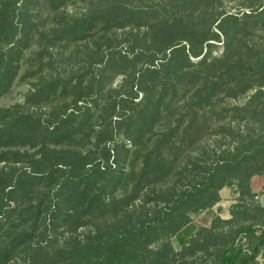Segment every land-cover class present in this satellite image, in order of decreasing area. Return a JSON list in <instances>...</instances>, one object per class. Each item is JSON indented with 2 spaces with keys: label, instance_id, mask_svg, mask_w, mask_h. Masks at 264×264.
<instances>
[{
  "label": "trees",
  "instance_id": "1",
  "mask_svg": "<svg viewBox=\"0 0 264 264\" xmlns=\"http://www.w3.org/2000/svg\"><path fill=\"white\" fill-rule=\"evenodd\" d=\"M71 1L0 0V96L11 89L20 72L37 35L35 21L41 11L64 13ZM249 9L242 15L223 13L216 19L217 32L205 21L191 25L183 16L155 23L147 53L132 60L112 53L105 61L100 83L130 72L136 87L137 93L126 98L121 111L115 103L108 112V119L116 123L128 121L132 145L119 147L128 154L129 165L128 159L119 164V155L118 165L109 164L111 149H103L104 160L81 151L95 130L93 108L99 104L87 99L96 94L95 80L84 87L82 81L52 77L38 87L27 98L35 105L40 104L35 101L39 97L49 104L53 96L73 95L68 104L54 107L46 120L18 113L20 107L0 110V165L6 163L0 166V264L17 259L23 264H129L126 255L132 246L148 248L167 236L178 238L191 221L187 211L213 208L221 201L223 188L236 183L241 196L251 194V180L264 175V50L262 44L248 40L264 39V2ZM149 14L115 5L93 6L73 17L68 27L52 30L50 42H78L94 30L109 33L134 20L143 26L149 23ZM210 41L223 42L220 56H212ZM143 59L145 67L137 69ZM182 89L187 94L194 90L193 96L185 93L179 98ZM250 92L244 105L226 103ZM182 100L187 101L179 110ZM234 122L247 128L263 126L257 133L247 131L248 138L233 151L205 152L207 156L198 161L204 165L193 170L201 180L199 190L175 198L172 181L180 176L190 148L205 136L226 130L239 136L231 126ZM42 183L48 189L41 196ZM151 194L157 195L158 206L163 202L166 207L149 208ZM150 213L156 214L155 219L147 217ZM89 225L100 232L86 239L78 232Z\"/></svg>",
  "mask_w": 264,
  "mask_h": 264
},
{
  "label": "rangeland",
  "instance_id": "2",
  "mask_svg": "<svg viewBox=\"0 0 264 264\" xmlns=\"http://www.w3.org/2000/svg\"><path fill=\"white\" fill-rule=\"evenodd\" d=\"M262 2L264 1L72 0L68 7L62 9L64 13H53L50 8L43 9L39 19L35 21L38 25L37 35L35 40L32 41L31 49L24 54L20 72L11 89L0 96V110H12L15 107H20L18 113L21 111L29 112L46 120L54 107L68 104L72 101L73 95L69 94L66 97L53 96L49 104L44 101V98L39 97L35 101L40 104L35 105L27 98L38 87L45 85L52 77L54 79H69L72 83L82 81L84 87L93 84L95 80L96 94L91 98H87L88 101L93 98L99 104L98 107L93 108L94 117L92 122L95 130L91 133V137L86 140V146L81 151L84 153L91 152L94 157L104 160L105 156L103 154L105 155L106 152L103 149H111L109 164L116 162L115 159L118 155L120 156L119 164H126L125 160L128 159V154L119 146L127 144L128 147H131L132 145L127 138L128 121L116 123L115 119L113 121L110 118L108 119V112L112 111V106L115 103L118 104V111H121L125 106L123 102L126 98L134 96L137 92H135L136 87L133 85L132 77L129 75L130 72L117 76L111 75L104 82L102 81L103 83H100L103 79L105 61L109 56L113 53L116 57H120L119 54H121L132 60L134 55H138L142 51H144V54L147 53L154 37L153 32L155 29L152 31L151 26L155 23L158 24L183 16L184 20L190 22L191 25H199L205 21L211 25L212 31L217 32L218 22H216V19L223 13L242 15L244 12H249V7L256 8ZM110 5L129 8L136 12L147 10L150 12L149 23L146 22L143 26H138V22L134 20L130 26L124 29H115L109 33H100L98 30H94L92 33L86 34L84 40L78 42H73V40L58 42L57 44L50 42L52 30L68 27L73 17L87 13L90 7L93 6L101 8ZM221 41H224L223 36H221ZM248 42L252 45L262 44L264 50L263 37H250ZM210 43L213 45L212 56H220L224 51L223 42L210 41ZM108 44L111 47L106 46ZM44 45L50 46L49 51L41 49ZM144 63V59L143 62H138L136 64L137 69L144 68ZM129 65L130 63H128ZM179 93V98L184 97L185 93L187 97L191 98L194 90L187 94L182 89L179 90ZM252 94L253 92H250L238 100H231L226 103L244 105ZM140 99L141 95L138 101ZM187 100L181 101V104L178 105L179 110ZM226 123L227 121L224 122V125ZM231 126L235 132L239 133V136L226 130L224 134H214L211 138L205 136V140L201 144L190 148L189 157L181 164L180 176L172 181V187L174 188L172 192L177 195L175 198L189 193L193 194L199 190L197 183L201 180L193 170L197 169L199 164L204 165V162L198 163V161L207 156L205 152L216 151L217 154H220V152L227 149L233 151V148L240 141L248 138L245 136L247 131L257 133L263 125L257 124L247 128L244 123L240 125L238 122H234ZM159 129L160 127L157 126L156 131ZM210 133H215V131ZM152 148H154V145L150 146L149 149ZM21 151L23 152V148ZM34 152V150L29 151L30 154ZM129 159L127 162L130 161ZM128 165L126 166L129 169ZM0 166L4 167L6 163ZM16 167L22 168L23 165L18 164ZM251 188V194L246 192L243 196L240 195V189H238L236 183L233 186L223 188L222 190L225 189L226 191L223 194H221L222 190L220 191L221 201L228 202L224 208H219L221 216L215 218L214 224L212 223L209 227H202L196 222L198 216L210 209L198 212L189 210L187 215L190 216L191 221L181 229L182 231L190 225L189 235L192 236L187 239L186 243H180L176 235H172L155 242L148 248L145 246H132L126 255L129 264H264V175L259 180L254 177L251 180ZM47 189V184L42 183L39 194L42 196ZM150 198L152 201L148 207L152 210L158 207H166V203L163 202L158 206L159 200H156V194H151ZM153 215V213H150L147 217H151L150 220H153L156 214ZM163 219L164 214H161V220ZM100 223L102 224L101 221ZM99 232L100 228L89 225L80 229L78 233H83L87 239ZM258 248L260 249L259 252L255 258H252V253ZM103 255L104 253L100 256ZM229 257H231L230 260ZM16 263L23 264V260L17 259L11 262V264Z\"/></svg>",
  "mask_w": 264,
  "mask_h": 264
},
{
  "label": "crops",
  "instance_id": "3",
  "mask_svg": "<svg viewBox=\"0 0 264 264\" xmlns=\"http://www.w3.org/2000/svg\"><path fill=\"white\" fill-rule=\"evenodd\" d=\"M226 190H222L221 194L225 192ZM222 197V196H221ZM228 202V201H227ZM227 202H224L223 200L220 201L213 209H210L208 211H205L200 216L197 217L196 222L199 224V226L202 227H209L214 222L215 218L221 216L219 212V208H224ZM231 204V201H230ZM190 225L187 226L184 230H182L178 236V240H180V243H186L187 239L191 238L192 235L190 234ZM185 237V238H184Z\"/></svg>",
  "mask_w": 264,
  "mask_h": 264
}]
</instances>
